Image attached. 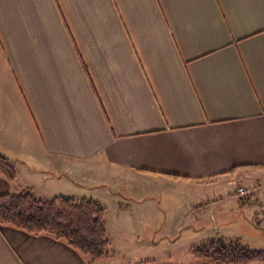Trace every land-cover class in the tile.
<instances>
[{"label":"crops","instance_id":"crops-1","mask_svg":"<svg viewBox=\"0 0 264 264\" xmlns=\"http://www.w3.org/2000/svg\"><path fill=\"white\" fill-rule=\"evenodd\" d=\"M0 152L18 170L0 194L92 198L116 253L96 264H146L130 254L156 241L126 234L143 213L158 232L161 188L201 213L243 203L212 197L234 179L264 187V0H0ZM0 264L88 262L0 224Z\"/></svg>","mask_w":264,"mask_h":264},{"label":"trees","instance_id":"trees-1","mask_svg":"<svg viewBox=\"0 0 264 264\" xmlns=\"http://www.w3.org/2000/svg\"><path fill=\"white\" fill-rule=\"evenodd\" d=\"M89 74V72H88ZM0 174L11 182L18 176L14 162L0 152ZM251 196L240 198L244 203ZM106 208L98 201L69 195L39 198L31 190L0 194V224L34 235L47 234L64 241L83 255L88 264L113 257L106 224ZM257 225H259L257 223ZM196 257L217 264H264V250L250 249L212 239L193 246Z\"/></svg>","mask_w":264,"mask_h":264},{"label":"rangeland","instance_id":"rangeland-1","mask_svg":"<svg viewBox=\"0 0 264 264\" xmlns=\"http://www.w3.org/2000/svg\"><path fill=\"white\" fill-rule=\"evenodd\" d=\"M238 183H240V186H246L249 189L261 185L259 180L245 182L234 179L227 188L223 190L216 189L212 197L215 195L216 197L224 195L227 198L231 191L239 198L237 195ZM161 189H163L162 192L157 193L156 196L152 198L154 202L161 200L167 212L166 214L164 213L161 218L158 232L152 230L153 220H148L147 218L149 216L143 213L141 214V220L138 219V215H132L130 217V225L128 227V233L126 234L131 238H135L137 244L139 241L142 243H149V241L152 242V240H154L157 245L142 249L143 251H135V254H130V256L132 255L133 257H140L138 259H145L142 262L146 264L208 263L209 260H197L191 252H189L191 247L206 242L208 239L207 236H209L210 240H223V242L227 244L233 243L250 249L264 250V226L262 225L264 222H259L260 224L257 225L258 221H256L254 217L253 208L248 209L243 207V204H236L233 203V201L225 205H218L219 200H217V202L213 203L215 205L203 208L201 213L194 212V210L188 212L185 210L184 205L180 203V191H176L173 188L169 190H165L164 188ZM263 189L264 187L262 190ZM258 191L259 190L255 191V193ZM248 196L250 195L244 198ZM113 215L114 211L110 210L109 220L114 222ZM183 220H190L193 225H198L199 230L196 231L193 227L177 228ZM214 228H218L222 234L215 233L210 237L212 234H210V230ZM113 248L114 247H111V250L114 253L115 251ZM126 248L121 250L117 246V250L121 252L119 253L120 256L122 254L125 256L129 254ZM115 255L116 253H114L113 256ZM115 263L121 264L123 261L115 259Z\"/></svg>","mask_w":264,"mask_h":264},{"label":"built area","instance_id":"built-area-1","mask_svg":"<svg viewBox=\"0 0 264 264\" xmlns=\"http://www.w3.org/2000/svg\"><path fill=\"white\" fill-rule=\"evenodd\" d=\"M258 189H260V185L252 189H249L246 186H239L237 189V195L239 197H243V196L254 193ZM255 218L257 221L264 222V207L255 213Z\"/></svg>","mask_w":264,"mask_h":264}]
</instances>
